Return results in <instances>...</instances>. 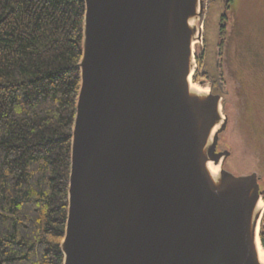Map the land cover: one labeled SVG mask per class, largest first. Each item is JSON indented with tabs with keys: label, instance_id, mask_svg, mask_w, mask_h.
Here are the masks:
<instances>
[{
	"label": "water",
	"instance_id": "water-1",
	"mask_svg": "<svg viewBox=\"0 0 264 264\" xmlns=\"http://www.w3.org/2000/svg\"><path fill=\"white\" fill-rule=\"evenodd\" d=\"M82 1L62 264H264L256 175L191 81L206 0Z\"/></svg>",
	"mask_w": 264,
	"mask_h": 264
},
{
	"label": "trees",
	"instance_id": "trees-1",
	"mask_svg": "<svg viewBox=\"0 0 264 264\" xmlns=\"http://www.w3.org/2000/svg\"><path fill=\"white\" fill-rule=\"evenodd\" d=\"M83 13L0 0V264H62Z\"/></svg>",
	"mask_w": 264,
	"mask_h": 264
},
{
	"label": "rangeland",
	"instance_id": "rangeland-1",
	"mask_svg": "<svg viewBox=\"0 0 264 264\" xmlns=\"http://www.w3.org/2000/svg\"><path fill=\"white\" fill-rule=\"evenodd\" d=\"M206 2L202 44L195 47V55L204 50L203 69L213 74L218 72L222 81L225 100L221 110L228 119L221 137L234 149L229 161L235 168L261 169L264 109L257 106L264 101V0H232L223 20L220 19V13L224 12L222 0ZM227 166L239 173L233 166ZM261 222L262 218L259 231ZM259 250L264 254L260 238Z\"/></svg>",
	"mask_w": 264,
	"mask_h": 264
},
{
	"label": "flooded vegetation",
	"instance_id": "flooded-vegetation-1",
	"mask_svg": "<svg viewBox=\"0 0 264 264\" xmlns=\"http://www.w3.org/2000/svg\"><path fill=\"white\" fill-rule=\"evenodd\" d=\"M231 2H232V0H222V6H223L224 12L220 13V19H222V20L225 19V15H224L225 10L228 6H230L229 4ZM219 25L222 27L223 24L220 23ZM195 56H196L195 58L197 61V65H196L195 72L193 73V76H192L193 82L194 83L198 82L200 86L207 88L212 94L219 95L221 97V105L223 108L224 100H225V97H224L225 92L223 90L222 81L220 80V77L218 76V72L213 74L210 70H208L206 68L203 69V66H205V64H204L205 63V51L204 50H200ZM201 67H202V69L199 70V72H198V68H201ZM257 107L264 109V101L261 105L258 104ZM227 119H228V117H227ZM225 129H226V127H225ZM221 133L218 135L216 150L218 152L228 151V154L225 156L224 161H223V168L225 170L235 174V175H247V174L254 173L256 175V178H257V183L259 186V193L261 196V201L264 203V165H262L261 169L258 167H255V168L250 169L248 171H244L241 169L239 170V169L235 168L231 164V162L229 161V159L232 158V156H233V150L234 149L232 150V145L230 144V142H227L225 138L221 137ZM260 159H262L264 162V147H263V149H261ZM227 165L233 166L231 168H233L236 171H239V173L232 172V169H230ZM261 218H262V222H261L260 228L261 227L264 228V211H263ZM259 238H260V236H259ZM260 242H261V239H260ZM261 245L264 246L262 244V242H261Z\"/></svg>",
	"mask_w": 264,
	"mask_h": 264
},
{
	"label": "bare ground",
	"instance_id": "bare-ground-1",
	"mask_svg": "<svg viewBox=\"0 0 264 264\" xmlns=\"http://www.w3.org/2000/svg\"><path fill=\"white\" fill-rule=\"evenodd\" d=\"M194 86H197V85H194ZM260 256H261V258H263V254H262V253L260 254ZM260 256H259V257H260Z\"/></svg>",
	"mask_w": 264,
	"mask_h": 264
}]
</instances>
